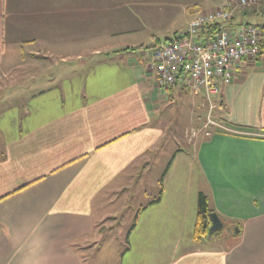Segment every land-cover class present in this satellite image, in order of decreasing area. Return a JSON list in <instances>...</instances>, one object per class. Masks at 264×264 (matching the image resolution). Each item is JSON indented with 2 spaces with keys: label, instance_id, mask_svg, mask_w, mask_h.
<instances>
[{
  "label": "crops",
  "instance_id": "obj_1",
  "mask_svg": "<svg viewBox=\"0 0 264 264\" xmlns=\"http://www.w3.org/2000/svg\"><path fill=\"white\" fill-rule=\"evenodd\" d=\"M255 6L233 10L222 27L258 26L246 22ZM221 7L0 0V264H264V57L220 88L222 130L172 151L169 111L181 107L186 122L195 97L156 92L135 55L140 35L168 42L197 12ZM28 73L38 81H16ZM199 193L224 227L238 228L234 241L193 240ZM127 201L144 203L135 226L125 244L105 245L99 225Z\"/></svg>",
  "mask_w": 264,
  "mask_h": 264
},
{
  "label": "built area",
  "instance_id": "obj_2",
  "mask_svg": "<svg viewBox=\"0 0 264 264\" xmlns=\"http://www.w3.org/2000/svg\"><path fill=\"white\" fill-rule=\"evenodd\" d=\"M221 1L223 7L197 12L183 32L156 45L148 61L160 89H179L202 97L209 107L207 123L218 127L221 126L211 121L214 98L222 86L231 83L237 66L255 62L260 53V31L252 25L242 24L232 31L210 29L209 34H206L208 30L203 33L204 27L229 22L233 10L257 4V0Z\"/></svg>",
  "mask_w": 264,
  "mask_h": 264
},
{
  "label": "rangeland",
  "instance_id": "obj_3",
  "mask_svg": "<svg viewBox=\"0 0 264 264\" xmlns=\"http://www.w3.org/2000/svg\"><path fill=\"white\" fill-rule=\"evenodd\" d=\"M255 6V5H254ZM263 6V7H262ZM214 10V9H211ZM252 10L256 11V15L253 17H250L249 19L246 20V22H249L251 24H257L258 26H260L262 23H264V3L260 4V5H256L255 7H252ZM253 27H257L258 26H254ZM161 41L164 40V38L166 37H159ZM137 48L139 46H143L141 49H136L135 50V55H137L139 57V54L143 55V59H140V62L144 63L147 62V69L149 71H152L150 68V63L149 61V53H151V51L153 50V47L158 45V42L153 41L150 36L147 35H140V37L137 39ZM164 42V41H163ZM161 42V43H163ZM102 43H91V47H94L95 45H99ZM112 44V43H109ZM113 44H118V43H113ZM112 44V45H113ZM126 44V43H123ZM111 45V46H112ZM126 46V45H124ZM30 78L31 80H35V82L38 81V75H34L31 73H28L25 77H23L21 75V79L16 80L19 81L21 85H28L30 86ZM25 82V83H22ZM156 87V86H155ZM156 92H160L163 93L160 88L156 87ZM16 91L18 92V89H16ZM15 91V92H16ZM34 90H30L27 91V97L33 93ZM2 92V91H0ZM218 96V95H217ZM216 96V97H217ZM195 97L196 100V107L198 106L197 111L194 112V116L193 118L189 119L182 123V121L180 120V118H178L180 116V114L182 113L183 109L181 110V107H179V111H175V107L174 109H172V111L170 110V127L168 130L169 136L170 138L168 139V142L166 143V147H170V149L172 151L176 150L177 148H189L191 147V145H194L196 143V141L198 142V139L201 137H208L213 131H220L222 130V126L218 127V126H213L210 125L209 123H207V112L209 107L207 106V103L205 101V99H203L202 97H198V96H193ZM215 97V98H216ZM214 98V99H215ZM214 109L212 110L211 113V121L218 123L219 125H221V122L218 121V118H216L215 116V111H216V100H214ZM179 106V105H178ZM177 108V105H176ZM182 115V114H181ZM212 126V127H210ZM207 133H209V135H207ZM198 135V136H197ZM196 139V140H195ZM195 140V141H194ZM168 158V154L165 157V159ZM165 162V161H163ZM168 162V161H167ZM166 163H160L159 165L160 168H162V166H164ZM158 167V165H157ZM160 170V169H159ZM150 190L147 192V196H145V201L147 204L149 201H151L152 199L155 198V188H157V186L154 188L152 186H150ZM154 188V189H153ZM157 191V190H156ZM139 204H144V203H138V202H134V201H127L126 203H123V209L120 210V212L115 215L113 218L111 219H103L102 223H100L99 225V233L103 232L104 236V240L103 242H105V245L110 246V244H112V246L115 244L116 247L119 244H125V238H126V233L129 230V228L131 227L134 218L136 216L137 213V209L140 206ZM109 220V221H108ZM217 236L218 235H223L225 237L226 242H231L234 241L236 239L237 235H234V229L233 231L228 230L226 227H224L222 229L221 232H217L216 233ZM99 237L103 236L99 235ZM96 239V238H95ZM97 240V239H96ZM120 246V245H119ZM89 251H91L90 249L88 250V253H86V250H78V253H80L82 256L83 254H89ZM86 263H89V259H86Z\"/></svg>",
  "mask_w": 264,
  "mask_h": 264
},
{
  "label": "trees",
  "instance_id": "obj_4",
  "mask_svg": "<svg viewBox=\"0 0 264 264\" xmlns=\"http://www.w3.org/2000/svg\"><path fill=\"white\" fill-rule=\"evenodd\" d=\"M221 28H223L221 24L212 25V26H209V27H204L203 33H206V30H208V32L206 34H209L210 33V29H211V31H215V30L217 31V30H221ZM258 28H259V31H260L259 40H258L259 47H260V53H259L257 59L255 60V62L264 57V23L262 25L258 26ZM142 47L143 46H139L137 49H139V48L141 49ZM167 169H168V165L165 168V170L163 172V175L161 176L160 184L162 183V178H163L165 172L167 171ZM160 188H162L161 185H160ZM160 195H161V189L159 191V197H160ZM158 200L159 199L149 203L148 205H151L152 203H155ZM141 209H143V208H141ZM210 213H214V212L210 209L208 198L203 193H199L198 198H197L196 219H195V224H194V229H193V240L195 242H200V241H206L207 240L206 237H207V233H208V228L210 227V219H209V214ZM135 223H136V216L134 218V221H133L131 227L129 228V230L126 233L125 240H127L130 231L135 226ZM216 235H217L216 233L213 234L211 236L210 240H213Z\"/></svg>",
  "mask_w": 264,
  "mask_h": 264
},
{
  "label": "water",
  "instance_id": "obj_5",
  "mask_svg": "<svg viewBox=\"0 0 264 264\" xmlns=\"http://www.w3.org/2000/svg\"><path fill=\"white\" fill-rule=\"evenodd\" d=\"M209 219H210V227L208 228V233H207V240L211 239V236L217 232H221L222 229L224 228V225L222 221L219 219V217L215 213H210L209 214ZM238 234V228H234V235Z\"/></svg>",
  "mask_w": 264,
  "mask_h": 264
}]
</instances>
